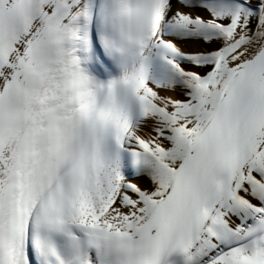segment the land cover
Returning a JSON list of instances; mask_svg holds the SVG:
<instances>
[{"label":"snow or ice","instance_id":"1","mask_svg":"<svg viewBox=\"0 0 264 264\" xmlns=\"http://www.w3.org/2000/svg\"><path fill=\"white\" fill-rule=\"evenodd\" d=\"M0 264H264V0H0Z\"/></svg>","mask_w":264,"mask_h":264},{"label":"bare ground","instance_id":"2","mask_svg":"<svg viewBox=\"0 0 264 264\" xmlns=\"http://www.w3.org/2000/svg\"><path fill=\"white\" fill-rule=\"evenodd\" d=\"M170 95H175L174 93H170Z\"/></svg>","mask_w":264,"mask_h":264}]
</instances>
